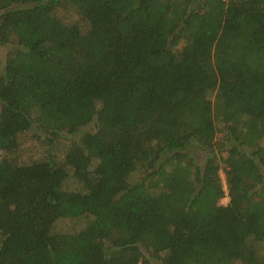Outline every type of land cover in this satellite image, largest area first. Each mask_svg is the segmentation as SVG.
<instances>
[{
    "label": "trees",
    "instance_id": "obj_1",
    "mask_svg": "<svg viewBox=\"0 0 264 264\" xmlns=\"http://www.w3.org/2000/svg\"><path fill=\"white\" fill-rule=\"evenodd\" d=\"M2 48L0 264H264V0H0Z\"/></svg>",
    "mask_w": 264,
    "mask_h": 264
},
{
    "label": "rangeland",
    "instance_id": "obj_2",
    "mask_svg": "<svg viewBox=\"0 0 264 264\" xmlns=\"http://www.w3.org/2000/svg\"><path fill=\"white\" fill-rule=\"evenodd\" d=\"M6 50H7L6 48H2L0 50V53H1L2 56L5 55ZM194 154L196 155V157H197V159H198L199 162H201L204 159V157H205V152L204 151H201V150H195L194 151ZM220 176H221V179L223 181V185L225 187V181H224V173H223V171H220ZM227 201H228V198L226 196L221 199V202L222 203H226Z\"/></svg>",
    "mask_w": 264,
    "mask_h": 264
}]
</instances>
